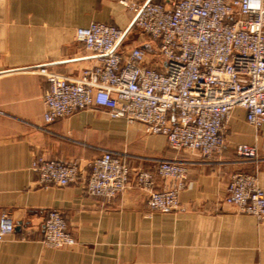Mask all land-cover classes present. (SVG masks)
I'll return each mask as SVG.
<instances>
[{"label":"crops","instance_id":"obj_1","mask_svg":"<svg viewBox=\"0 0 264 264\" xmlns=\"http://www.w3.org/2000/svg\"><path fill=\"white\" fill-rule=\"evenodd\" d=\"M120 1L0 0V214L20 226L0 242V264H264V221L224 203L236 172H255L264 194V123L256 132L241 108L225 126V148L210 159L173 152L163 136L102 109L44 123L48 85L39 68L77 78L92 67L75 30L91 23L126 29L131 14ZM239 144L256 146V166L240 163ZM104 151L125 154L131 169L128 187L113 200L89 196L83 179L63 188L36 184L35 155L75 162L86 177ZM160 159L188 162L178 208L166 214L147 207L134 181L137 170L153 171ZM168 183L156 177L153 189ZM49 210L61 213L75 245H43Z\"/></svg>","mask_w":264,"mask_h":264},{"label":"built area","instance_id":"obj_2","mask_svg":"<svg viewBox=\"0 0 264 264\" xmlns=\"http://www.w3.org/2000/svg\"><path fill=\"white\" fill-rule=\"evenodd\" d=\"M131 14L120 30L91 23L75 30L96 63L77 78L44 67L38 73L48 88L43 94V121L50 124L91 108L113 119L138 124L160 135L176 153L210 159L225 148V126L241 108L246 122L259 131L264 123V0H145L120 2ZM131 29L146 42L123 48ZM146 47V48H145ZM240 163L256 166V146L239 144ZM125 154L104 151L82 175L79 164L35 155L31 170L42 188H63L83 179L85 192L110 201L128 187L131 169ZM188 162L157 160L155 169L137 170L135 185L147 195L150 210H177L185 188ZM158 177L168 181L153 189ZM224 203L264 221V194L256 173L236 172L226 186ZM13 221L0 214V242L13 234ZM42 243L49 249L76 244L57 210L44 219Z\"/></svg>","mask_w":264,"mask_h":264},{"label":"rangeland","instance_id":"obj_3","mask_svg":"<svg viewBox=\"0 0 264 264\" xmlns=\"http://www.w3.org/2000/svg\"><path fill=\"white\" fill-rule=\"evenodd\" d=\"M123 2H130V1H134V0H121ZM120 1V2H121ZM134 2H137V1H134ZM143 2V1H142ZM142 2H138V3H142ZM124 7V6H123ZM125 8V7H124ZM126 9V8H125ZM127 10V9H126ZM135 39V41H137L138 43H144L146 42L145 38L143 36L140 35V33L138 32V30L136 29H131V31L129 32V34L126 36L125 40H124V43H123V48L124 49H128L130 48V45L129 44V41L132 40V39ZM169 149V148H168ZM170 150V149H169Z\"/></svg>","mask_w":264,"mask_h":264},{"label":"water","instance_id":"obj_4","mask_svg":"<svg viewBox=\"0 0 264 264\" xmlns=\"http://www.w3.org/2000/svg\"><path fill=\"white\" fill-rule=\"evenodd\" d=\"M145 48H146V47H145ZM13 224H14V226H13V232L15 231V229H16V230H19V227H20V226H19V223L17 224V223H14V222H13Z\"/></svg>","mask_w":264,"mask_h":264}]
</instances>
